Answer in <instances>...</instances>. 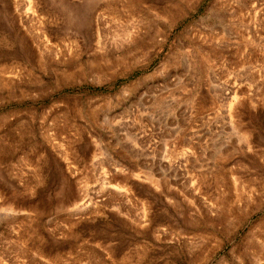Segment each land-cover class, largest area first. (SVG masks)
I'll return each mask as SVG.
<instances>
[{
	"label": "rangeland",
	"instance_id": "374dc122",
	"mask_svg": "<svg viewBox=\"0 0 264 264\" xmlns=\"http://www.w3.org/2000/svg\"><path fill=\"white\" fill-rule=\"evenodd\" d=\"M0 264H264V0H0Z\"/></svg>",
	"mask_w": 264,
	"mask_h": 264
}]
</instances>
